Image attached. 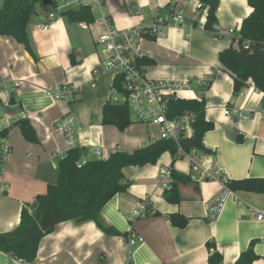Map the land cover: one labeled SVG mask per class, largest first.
I'll return each mask as SVG.
<instances>
[{
  "label": "crops",
  "instance_id": "obj_1",
  "mask_svg": "<svg viewBox=\"0 0 264 264\" xmlns=\"http://www.w3.org/2000/svg\"><path fill=\"white\" fill-rule=\"evenodd\" d=\"M3 2L0 0V8ZM198 3L107 0L105 11L118 29L150 26L157 17L167 18L166 5L173 17H185L181 27L171 26L163 36L140 43L142 55L153 62L143 71L152 79L200 83L189 99H204L205 120L214 125L202 137L203 146L210 151L201 153L204 166L214 165L229 180L264 179V92L249 82L234 95L231 75L218 59L221 51L236 47L233 37L252 9L247 0H219L215 15L220 37L216 38L214 33L199 28L204 25L207 10H197ZM46 12L39 9L27 26L31 53L11 37L0 36V87L4 86L15 100L6 114L12 124L23 115L38 139L37 143L28 142L15 124L9 130L6 173L0 177V184L8 185L0 195V234L19 225L23 210L33 214L38 206L36 196L44 193L48 184L57 182L53 154L55 150L65 152L66 146L64 137L53 127L65 115L74 117L77 137L87 139L105 157L115 150L131 151L158 139L157 129L151 126L133 122L120 132L102 125V108L109 98L112 76L104 73L92 80L98 62L95 40L105 27L101 15L92 12L94 20L86 24L70 23L60 14L45 32L39 25L45 22ZM229 30L234 31L232 35ZM55 84L73 87L74 101H54L43 93L42 88ZM92 150L85 148L83 159H94ZM171 162L172 156L166 152L155 165L122 170L130 186L102 208L101 218L126 238L107 236L90 221L63 222L41 239L35 264H207V242L215 244L223 264H233L252 241L254 253L261 257L253 264H264V220L257 221L250 211L264 208V193L228 192L216 216L210 218L206 206L224 193L223 186L191 173L189 161L179 158L174 170L190 175L193 183L180 186L182 201L170 204L163 198L164 180L158 173L171 167ZM143 200L148 201L149 211L130 220L136 204ZM155 212L160 216H154ZM170 214L186 217L187 226H172L165 217ZM131 236L142 238V242L130 247L127 239ZM0 264L25 263L0 252Z\"/></svg>",
  "mask_w": 264,
  "mask_h": 264
},
{
  "label": "trees",
  "instance_id": "obj_2",
  "mask_svg": "<svg viewBox=\"0 0 264 264\" xmlns=\"http://www.w3.org/2000/svg\"><path fill=\"white\" fill-rule=\"evenodd\" d=\"M202 9H206L203 29L216 33V9L219 0H198ZM251 13L242 20L240 30L233 37L229 48L218 54L222 68L227 71L233 81V94L246 88L249 82L259 91L264 92V0H247ZM44 11L55 9V5L42 6V0H4L0 8V36H8L24 46L31 53L27 26L37 14V8ZM165 8L172 15L169 5ZM70 23L93 22V14L89 8L67 10L61 13ZM215 36H218L217 34ZM147 39H153L148 37ZM139 66L146 67L152 61L141 57L136 60ZM116 84V85H115ZM119 86V81L114 82ZM191 115L192 134L181 139L180 144L185 153L195 150L208 154L210 151L202 144L205 133L213 130L214 125L205 120L204 99H173L168 104V117L178 119L183 115ZM102 125L113 126L118 131H125L133 121L126 105L113 104L109 100L102 108ZM15 125L25 140L37 143L36 132L28 119H19ZM241 141V140H239ZM177 146L171 140L157 139L145 146L131 151L115 150L104 159H92L79 165L84 149H73L56 163L57 182L48 184L42 194L36 196L37 209L31 215L21 212L20 223L12 231L0 234V252L6 253L25 264H35L41 239L52 233L55 227L63 222H93L107 236H124L112 227L105 225L101 218L102 208L119 193H125L130 182L124 177L122 170L130 166L155 165L161 156L168 152L172 156L171 179L169 187L164 189L163 198L170 204L182 201L180 186L193 183L190 175L174 170L178 159ZM226 187L230 192L264 193V179L251 178L227 180ZM160 216V213H153ZM172 226L185 228L188 219L180 214L165 216ZM209 251L207 264H223L222 255L215 244L207 242ZM261 259L248 248L242 251L233 264H253ZM264 259V258H263ZM130 263V261H129Z\"/></svg>",
  "mask_w": 264,
  "mask_h": 264
},
{
  "label": "built area",
  "instance_id": "obj_3",
  "mask_svg": "<svg viewBox=\"0 0 264 264\" xmlns=\"http://www.w3.org/2000/svg\"><path fill=\"white\" fill-rule=\"evenodd\" d=\"M55 9L46 12L45 22L39 25L42 31H49L53 23L58 19V16L67 10L76 8H89L91 12H98L104 22V30L96 38V54L98 62L92 71V80H96L101 74L108 73L112 76V84L109 91L108 100L113 104L126 105L130 114L133 116V122L146 126H151L157 129L158 139L171 140L177 146V156L185 158L189 161L191 173H197L201 178L216 181L223 186L224 193L219 195L206 206L210 218H214L221 208L226 193L230 192L226 187L227 177L219 172L214 165L204 166L201 160V153L192 150L190 153H185L181 147V139H186L191 136V115H183L178 119H170L168 117V104L173 99H189L193 95L192 90L200 86V83L191 84L187 81L152 79L143 71V67L136 63L138 58L143 57L140 51V43L148 37L157 38L164 35L166 28L171 26L181 27L185 23V17L182 14H177L174 17L169 15L165 17H157L152 25L142 26L135 25L118 29L108 20L105 5L107 0H60L57 4L51 0ZM197 10H202L200 3L196 6ZM199 28H203L199 25ZM216 33L220 37L219 31ZM233 30H229L228 34L232 35ZM119 81V86H115L114 82ZM43 93L52 98L54 101L72 102L75 99V89L68 84L52 85L42 88ZM10 94L6 88L0 87V177H4L6 173L5 159L10 152L7 143L9 130L19 119H25L20 116L15 119L12 124L6 114V109L9 107ZM225 113H229L225 111ZM239 117H244L239 114ZM75 119L71 115H65L59 119L53 129L64 137L66 151L60 153L55 150L53 160L55 164L62 160L68 151L73 149H85L93 147L91 151L94 159H104L105 153L100 151L98 147H94L87 139L80 140L77 137L75 130ZM84 154V152H83ZM79 162V165L85 163V159ZM158 177L164 180L161 187L166 189L169 187L171 179V167L160 169ZM8 190L6 183L0 184V195ZM149 211V203L143 200L136 204L131 212L129 219L133 220L137 217L145 216ZM251 213L257 221L264 220V208L261 210L252 208ZM142 238L131 236L127 239V244L130 247L141 243ZM126 264H131L128 261Z\"/></svg>",
  "mask_w": 264,
  "mask_h": 264
},
{
  "label": "water",
  "instance_id": "obj_4",
  "mask_svg": "<svg viewBox=\"0 0 264 264\" xmlns=\"http://www.w3.org/2000/svg\"><path fill=\"white\" fill-rule=\"evenodd\" d=\"M52 5H53V3L51 0H42V6L43 7L52 6ZM13 105H15V100L13 97H10L9 98V106H13ZM254 244H255V241H252L250 243V247L252 248L254 246Z\"/></svg>",
  "mask_w": 264,
  "mask_h": 264
},
{
  "label": "rangeland",
  "instance_id": "obj_5",
  "mask_svg": "<svg viewBox=\"0 0 264 264\" xmlns=\"http://www.w3.org/2000/svg\"><path fill=\"white\" fill-rule=\"evenodd\" d=\"M57 4H60V0H54ZM40 8L38 7L37 8V11L39 10ZM130 118L131 120L133 121V116L130 114Z\"/></svg>",
  "mask_w": 264,
  "mask_h": 264
},
{
  "label": "bare ground",
  "instance_id": "obj_6",
  "mask_svg": "<svg viewBox=\"0 0 264 264\" xmlns=\"http://www.w3.org/2000/svg\"><path fill=\"white\" fill-rule=\"evenodd\" d=\"M189 96H191V94H188Z\"/></svg>",
  "mask_w": 264,
  "mask_h": 264
}]
</instances>
